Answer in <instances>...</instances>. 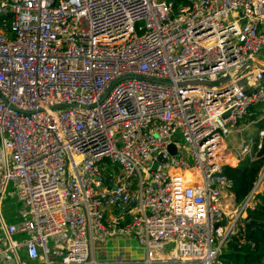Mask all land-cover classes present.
Listing matches in <instances>:
<instances>
[{"label": "built area", "instance_id": "2783aa9c", "mask_svg": "<svg viewBox=\"0 0 264 264\" xmlns=\"http://www.w3.org/2000/svg\"><path fill=\"white\" fill-rule=\"evenodd\" d=\"M262 25L264 0H0V204H24L0 264H108L115 236L145 258L110 264L219 263L264 181L235 205L223 174L253 158L226 140L264 113V69L231 75L264 67Z\"/></svg>", "mask_w": 264, "mask_h": 264}, {"label": "trees", "instance_id": "16d2710c", "mask_svg": "<svg viewBox=\"0 0 264 264\" xmlns=\"http://www.w3.org/2000/svg\"><path fill=\"white\" fill-rule=\"evenodd\" d=\"M179 2L180 0H175ZM261 113V105L252 106L240 120L248 123ZM264 130V122L258 127ZM258 136L252 140L253 158L245 157L236 166H225L223 174L231 180L228 189L235 205H240L252 191L260 169L264 166V136L257 149ZM254 206L246 210L234 232L228 236L220 249L217 264H264V181L263 191L254 194ZM254 221L255 224H251Z\"/></svg>", "mask_w": 264, "mask_h": 264}, {"label": "rangeland", "instance_id": "374dc122", "mask_svg": "<svg viewBox=\"0 0 264 264\" xmlns=\"http://www.w3.org/2000/svg\"><path fill=\"white\" fill-rule=\"evenodd\" d=\"M260 28L261 31L264 32V25H262ZM263 52L264 49L262 53ZM259 122H264V113H262L260 117L257 116V118L251 122H240L238 125V131L241 135V139H239V141L243 144L251 146L252 140L258 136V131L260 129L257 127ZM181 142L182 146L179 148V153L184 156L185 160L191 165L193 162L189 155L188 146L183 140H181ZM23 206V202H20L14 193V186L12 182L8 183L5 188L3 200L0 204V212L4 221L6 223L17 221ZM14 238L18 237L14 236ZM107 240L105 242L96 241L94 243V258L98 262L110 264L114 261L116 253H120L125 261L141 263V261L144 260L145 249L135 238L115 236L108 238ZM18 254L20 257H22L21 251H19Z\"/></svg>", "mask_w": 264, "mask_h": 264}, {"label": "crops", "instance_id": "0c3cea01", "mask_svg": "<svg viewBox=\"0 0 264 264\" xmlns=\"http://www.w3.org/2000/svg\"><path fill=\"white\" fill-rule=\"evenodd\" d=\"M263 53H264V52H263ZM263 53H261V55H260L261 59L264 58V54H263ZM239 139H241V135H240V133H239V131H238L237 134H233V135L229 136V137L227 138V140H226V143H227L228 147L232 148V147H234L235 145L240 144ZM251 148H252V147H251ZM236 165H237V164H236ZM236 165H234V166H236ZM262 191H263V186L260 188V191H259V192H262ZM109 213H111V211L108 210V211H107V214H109ZM112 213H113V211H112ZM127 238H134V237H127ZM113 239H114V238H113ZM109 240H110V239H109ZM109 240H107V241L110 242ZM144 258H145V257H144ZM115 261H121L122 263H131L130 261H125V260L123 259V257L121 256L120 253H116L115 259H114V261L111 262V263H115ZM142 261H143V260H142Z\"/></svg>", "mask_w": 264, "mask_h": 264}, {"label": "water", "instance_id": "95a60500", "mask_svg": "<svg viewBox=\"0 0 264 264\" xmlns=\"http://www.w3.org/2000/svg\"><path fill=\"white\" fill-rule=\"evenodd\" d=\"M251 67H258V68H262V69H264V67H262L261 65H259L257 62H248V63L244 64L241 68H239V69H237V70H235V71H232V72H231V75H232V77H236L237 75L243 73L247 68H251ZM189 84L194 85L195 82H190ZM168 151H169L171 154H173L174 151H175V147H174V145H169V146H168ZM155 167H156V165L153 166V168H155ZM250 223H251V224H255L254 221H250Z\"/></svg>", "mask_w": 264, "mask_h": 264}]
</instances>
